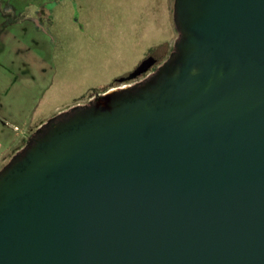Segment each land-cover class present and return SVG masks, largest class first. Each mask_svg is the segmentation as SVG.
<instances>
[{"label": "water", "instance_id": "95a60500", "mask_svg": "<svg viewBox=\"0 0 264 264\" xmlns=\"http://www.w3.org/2000/svg\"><path fill=\"white\" fill-rule=\"evenodd\" d=\"M173 6L140 87L56 116L0 169V264H264V0Z\"/></svg>", "mask_w": 264, "mask_h": 264}, {"label": "rangeland", "instance_id": "374dc122", "mask_svg": "<svg viewBox=\"0 0 264 264\" xmlns=\"http://www.w3.org/2000/svg\"><path fill=\"white\" fill-rule=\"evenodd\" d=\"M15 1L14 9L0 0V150L16 151L56 116L91 105L149 54L160 55L158 68L178 37L168 11L173 0H105L107 8L90 12L70 5L61 14L59 40L38 20V10L30 8L22 19L23 4ZM8 9L16 19L2 18ZM149 70L113 88L140 87Z\"/></svg>", "mask_w": 264, "mask_h": 264}, {"label": "crops", "instance_id": "0c3cea01", "mask_svg": "<svg viewBox=\"0 0 264 264\" xmlns=\"http://www.w3.org/2000/svg\"><path fill=\"white\" fill-rule=\"evenodd\" d=\"M7 1L9 3L8 4L9 7L14 9L17 7L15 0L14 1L7 0ZM17 3L23 4V9H22L23 13L21 12L19 15L24 20L28 19L27 11L30 8L38 10L40 17L38 18V20L47 23L50 27L52 33L51 35L56 37V39L58 40L60 39L61 36V30L59 28L62 17L61 14L62 12H64V10L67 11V9L70 8L69 7L70 5H72L77 11L87 10L89 12L90 10H94L96 8L106 7L105 0H40V2L37 3L30 0H17ZM168 7H171V10L168 9V11L173 12V16L171 20L173 27L172 29L175 30L176 32V27H174V6H172V4H168ZM13 13L15 12H12L11 9H8L7 11L5 10L2 12V18L4 20L8 18L16 19V15ZM25 145L26 143L21 145L20 148L16 149V151L17 150L20 151ZM0 148H1V144H0ZM1 150H0V168L8 161L10 156L14 155V153L16 152L15 150H14L15 152L10 150V146H6Z\"/></svg>", "mask_w": 264, "mask_h": 264}, {"label": "flooded vegetation", "instance_id": "af4514ba", "mask_svg": "<svg viewBox=\"0 0 264 264\" xmlns=\"http://www.w3.org/2000/svg\"><path fill=\"white\" fill-rule=\"evenodd\" d=\"M151 58H152V60L155 59L154 62H155V61L157 62V60H159V58H161V57H160V55H159V56H153V54H150V55H148L147 60H148V59L150 60ZM167 59H168V58H167ZM167 59H166V60H167ZM166 60H165V61H166ZM165 61H164V62H165ZM154 62H153V63L150 65V67H149V68H151V70H149V71L147 72V74H149L148 77L151 75L150 73L154 72V71L157 69V65H158V64L154 66V65H153ZM164 62H163V63H164ZM136 68H137V67H136ZM133 70H134V69H133ZM145 72H146V71L144 70V71H142L139 75L144 74ZM139 75H137V76H139ZM148 77H147V78H148ZM108 89H109V88H108ZM100 100H101V99H99V97H98V98H97L95 101H93L91 104H96V103H98Z\"/></svg>", "mask_w": 264, "mask_h": 264}, {"label": "trees", "instance_id": "16d2710c", "mask_svg": "<svg viewBox=\"0 0 264 264\" xmlns=\"http://www.w3.org/2000/svg\"><path fill=\"white\" fill-rule=\"evenodd\" d=\"M13 19V18H12ZM162 49H164V46L163 45H161V46H159L158 48H157V52H159V53H161L162 51ZM150 55V54H149ZM146 60V59H145ZM144 61V60H143ZM150 67V66H149ZM148 67V68H149ZM147 68V69H148ZM119 83L117 82V79L108 87V88H111V87H114V86H117Z\"/></svg>", "mask_w": 264, "mask_h": 264}, {"label": "built area", "instance_id": "2783aa9c", "mask_svg": "<svg viewBox=\"0 0 264 264\" xmlns=\"http://www.w3.org/2000/svg\"><path fill=\"white\" fill-rule=\"evenodd\" d=\"M127 86H130V84L122 85L121 87L124 88V87H127Z\"/></svg>", "mask_w": 264, "mask_h": 264}, {"label": "bare ground", "instance_id": "6f19581e", "mask_svg": "<svg viewBox=\"0 0 264 264\" xmlns=\"http://www.w3.org/2000/svg\"><path fill=\"white\" fill-rule=\"evenodd\" d=\"M112 89H116V88H112Z\"/></svg>", "mask_w": 264, "mask_h": 264}]
</instances>
